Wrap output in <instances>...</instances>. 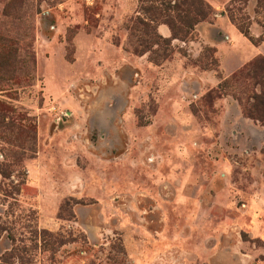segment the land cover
I'll list each match as a JSON object with an SVG mask.
<instances>
[{"label": "rangeland", "instance_id": "1", "mask_svg": "<svg viewBox=\"0 0 264 264\" xmlns=\"http://www.w3.org/2000/svg\"><path fill=\"white\" fill-rule=\"evenodd\" d=\"M221 3L164 37L154 0H0V258L264 264V39L220 23L264 0Z\"/></svg>", "mask_w": 264, "mask_h": 264}, {"label": "trees", "instance_id": "2", "mask_svg": "<svg viewBox=\"0 0 264 264\" xmlns=\"http://www.w3.org/2000/svg\"><path fill=\"white\" fill-rule=\"evenodd\" d=\"M242 1L246 4L247 0H235ZM257 6L262 4V0H256ZM156 3V9L168 12L169 14H164L163 23H166L172 33L173 37L177 35H187L193 30L194 26L201 20L208 17L210 12V6L204 0H154ZM171 13V14H170ZM230 20L237 26L241 33L246 36L253 44H258L264 39L263 35L254 38L248 27L244 25L242 20L229 16ZM247 19H249L247 17ZM234 80H243L252 83V93L250 97L254 100L253 105L248 108L249 114L256 111V105L259 107L260 119L264 121V57L258 56L251 60L245 67L240 69L238 72L234 73L232 76ZM259 86V91H256V87ZM252 111V112H251ZM12 228H6L0 226V233L6 232L9 238L13 241V236L11 235ZM12 254V253H8ZM12 255H7L5 258H0L2 263H9ZM20 264H25L27 262L19 261Z\"/></svg>", "mask_w": 264, "mask_h": 264}, {"label": "crops", "instance_id": "3", "mask_svg": "<svg viewBox=\"0 0 264 264\" xmlns=\"http://www.w3.org/2000/svg\"><path fill=\"white\" fill-rule=\"evenodd\" d=\"M213 8L215 9H222L223 8V4L221 2L226 1L228 2L229 0H206ZM130 4H128V6L126 7V9L130 10ZM221 15L220 16H226L224 14H222V11L220 10ZM222 19H224V17H222ZM222 28L224 30H226L230 35L229 36H234V39L236 40V42H242V44H246V37L243 36L240 32H238L236 30V28L228 21L226 22V20H222L221 22ZM158 31L159 33L164 36V37H169L171 35V31L169 29V27L166 24H159L158 25ZM254 35H258V30L255 29L254 30ZM242 38V40H240ZM244 39V40H243ZM224 43V41H221V43L218 44V47L222 46V44ZM262 45H264V41L262 42ZM254 51L257 49V47L253 46ZM257 51V50H256ZM240 62V61H239ZM254 204V200L252 201ZM255 205V204H254ZM255 212V210H253ZM254 223H257L256 220H254ZM259 226L263 227L264 229V223H261ZM263 229H262V234H263ZM264 236V234H263ZM2 264H9V263H2Z\"/></svg>", "mask_w": 264, "mask_h": 264}]
</instances>
